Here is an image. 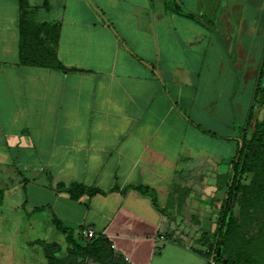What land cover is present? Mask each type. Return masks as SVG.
<instances>
[{
  "label": "crops",
  "instance_id": "1",
  "mask_svg": "<svg viewBox=\"0 0 264 264\" xmlns=\"http://www.w3.org/2000/svg\"><path fill=\"white\" fill-rule=\"evenodd\" d=\"M27 4L59 24L67 70L20 64L19 0H0V264H47L37 241L64 257L52 215L130 264H208L249 135L264 0ZM72 184L100 193L73 201Z\"/></svg>",
  "mask_w": 264,
  "mask_h": 264
},
{
  "label": "trees",
  "instance_id": "2",
  "mask_svg": "<svg viewBox=\"0 0 264 264\" xmlns=\"http://www.w3.org/2000/svg\"><path fill=\"white\" fill-rule=\"evenodd\" d=\"M19 7L20 64L66 71L56 54L59 24L36 23L32 17L34 10H28L27 0H19ZM252 103L249 135L243 136L238 154L231 164L228 198L221 208L215 241L209 245L208 264H211V260L213 264H264V115L260 120H252L253 109L264 108V49ZM137 190L149 194L154 206H157L154 194L141 187ZM66 191L73 201H78L82 193L88 196L100 193L80 184H72ZM232 192L235 195L228 211ZM51 221L57 232L65 236L69 247L65 256L61 257L58 244L37 241L43 248L47 264H128L123 256L113 253L104 235L95 234L81 245L73 239V230L67 228L56 216L52 215ZM222 232L221 254L217 258ZM79 259L80 263L77 262Z\"/></svg>",
  "mask_w": 264,
  "mask_h": 264
},
{
  "label": "rangeland",
  "instance_id": "3",
  "mask_svg": "<svg viewBox=\"0 0 264 264\" xmlns=\"http://www.w3.org/2000/svg\"><path fill=\"white\" fill-rule=\"evenodd\" d=\"M251 11V10H250ZM248 88H246L245 87V85H240V87H239V90H238V93H237V95H241V96H244V94L246 93V90H247ZM253 99V98H252ZM252 99H251V101H252ZM253 104V103H252ZM252 106V105H251ZM250 112H251V110H250ZM252 120H255V119H258V120H260V119H262V117H263V115H264V108H259V107H255L254 109H253V111H252ZM15 194H17V193H15ZM11 199H14L15 200V202H16V196H14V197H12V198H10V200ZM56 240L57 241H59V243L60 244H62V245H65L64 244V240H63V238H62V236L61 235H59V234H56Z\"/></svg>",
  "mask_w": 264,
  "mask_h": 264
},
{
  "label": "water",
  "instance_id": "4",
  "mask_svg": "<svg viewBox=\"0 0 264 264\" xmlns=\"http://www.w3.org/2000/svg\"><path fill=\"white\" fill-rule=\"evenodd\" d=\"M234 192H233V194H232V198L234 197ZM231 198V199H232ZM230 205H231V202H230ZM223 236H224V232H222V234H221V237H220V241H219V247H218V249H217V253H216V257L217 258H219L220 257V254H221V245H222V243H223ZM223 262H225V260L223 261Z\"/></svg>",
  "mask_w": 264,
  "mask_h": 264
},
{
  "label": "built area",
  "instance_id": "5",
  "mask_svg": "<svg viewBox=\"0 0 264 264\" xmlns=\"http://www.w3.org/2000/svg\"><path fill=\"white\" fill-rule=\"evenodd\" d=\"M83 236L86 240H88V239L93 238L95 236V233L91 230H88V231L83 233ZM111 248H113V247L111 246ZM128 264H130V263H128ZM211 264H213V260H211Z\"/></svg>",
  "mask_w": 264,
  "mask_h": 264
}]
</instances>
